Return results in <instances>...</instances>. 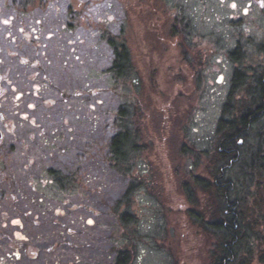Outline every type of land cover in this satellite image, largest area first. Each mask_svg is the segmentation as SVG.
I'll return each mask as SVG.
<instances>
[{"label": "rangeland", "instance_id": "rangeland-1", "mask_svg": "<svg viewBox=\"0 0 264 264\" xmlns=\"http://www.w3.org/2000/svg\"><path fill=\"white\" fill-rule=\"evenodd\" d=\"M29 2L0 0L4 231L48 251L49 264H209L204 222L217 205L204 182L220 122L248 106L245 82L264 74V0H60L57 12L51 0ZM109 38L129 52L123 78L111 74ZM123 106L132 144L121 178L108 163ZM260 125L227 172L248 199L243 256L256 264Z\"/></svg>", "mask_w": 264, "mask_h": 264}, {"label": "trees", "instance_id": "trees-1", "mask_svg": "<svg viewBox=\"0 0 264 264\" xmlns=\"http://www.w3.org/2000/svg\"><path fill=\"white\" fill-rule=\"evenodd\" d=\"M25 1L34 2L36 0ZM30 2L26 4H30ZM57 3H60V0H51L49 3L56 9V12L58 10L56 7ZM59 6H62V4H59ZM100 36L105 38L104 34H100ZM107 41L113 55L111 74L114 75V78H123L126 72L130 70L129 52L123 44L117 43L115 38H109ZM237 77L240 78V76ZM248 78L246 77L241 81L245 82ZM250 79L252 78L245 82L247 88L245 91L248 94L245 99L248 106L240 104L238 116L230 121L222 120L219 124L218 138L210 156L213 162L212 172H210L209 178L204 182V188L209 190L208 193L211 194L217 205L216 218L204 222L205 232L215 240L209 264H256L252 256H243L244 244L247 242V239H245L247 233L245 231L249 226L244 223L241 207L247 203L248 199L245 201L243 198L237 197L241 188L237 190L236 181L227 176L229 170L241 164L242 159H238L241 155L239 142L242 140L240 139H245L247 132L253 128L252 126L255 122L264 119V74L256 81ZM127 110V107L123 106L114 111L113 116L114 123L117 122V127L115 128L117 132L111 142V156L108 163V165H111L110 168H113L121 178H124L125 175L127 177L130 171V168L125 165L130 155L127 147L132 144V136L125 124ZM95 122H97V119ZM256 134L258 146L256 152L264 153V126L260 125V130ZM262 155L259 156V159L251 161L250 169L255 167L259 170L264 169V156ZM260 161L263 166H261ZM255 186H257L258 191L256 200H253L254 207L256 201L257 206L264 204V180L258 177ZM214 200L212 201L214 202ZM258 255H261L259 263L264 264V244L260 246ZM129 256L127 250L122 249L117 259L125 262Z\"/></svg>", "mask_w": 264, "mask_h": 264}, {"label": "flooded vegetation", "instance_id": "flooded-vegetation-1", "mask_svg": "<svg viewBox=\"0 0 264 264\" xmlns=\"http://www.w3.org/2000/svg\"><path fill=\"white\" fill-rule=\"evenodd\" d=\"M237 48H240L239 43L235 49ZM3 137L4 133L0 130V143L3 140ZM5 219H7V217L0 216V264H25L24 262L28 259L31 261L36 260L37 262L41 260V264H49L48 251L45 253V251L42 250L39 252L37 251L38 253H36V250L33 249L31 243L29 245L28 243H25V235L22 232H17V230H15L13 231V234L10 235L4 231V222L6 221ZM9 219L10 226L18 228L22 227V223L17 219L8 218V220ZM17 235L23 236V238L17 239ZM78 257L79 256H75V260H78ZM53 262H55V259ZM88 262L90 264L94 263L93 259L89 260Z\"/></svg>", "mask_w": 264, "mask_h": 264}]
</instances>
